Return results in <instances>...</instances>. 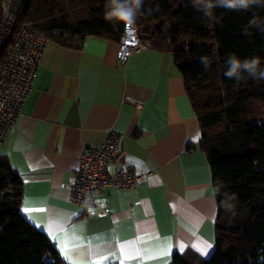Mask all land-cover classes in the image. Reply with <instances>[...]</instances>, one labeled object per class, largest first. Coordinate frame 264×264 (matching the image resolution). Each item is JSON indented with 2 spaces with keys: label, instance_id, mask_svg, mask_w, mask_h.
I'll return each mask as SVG.
<instances>
[{
  "label": "crops",
  "instance_id": "crops-1",
  "mask_svg": "<svg viewBox=\"0 0 264 264\" xmlns=\"http://www.w3.org/2000/svg\"><path fill=\"white\" fill-rule=\"evenodd\" d=\"M118 49L95 36L80 50L48 42L16 127L0 144L22 179L21 213L69 264L208 258L218 206L183 77L171 53L149 48L121 62ZM113 130L121 135L116 164L134 168L143 183L105 190L98 199L109 211L86 213L70 202L72 172Z\"/></svg>",
  "mask_w": 264,
  "mask_h": 264
},
{
  "label": "trees",
  "instance_id": "trees-1",
  "mask_svg": "<svg viewBox=\"0 0 264 264\" xmlns=\"http://www.w3.org/2000/svg\"><path fill=\"white\" fill-rule=\"evenodd\" d=\"M215 4V0H212ZM108 0H18L19 19L49 41L82 49L87 37L119 43L124 23L106 18ZM3 4H0V14ZM135 24L151 49L168 52L183 77L198 118L199 148L208 157L218 206L215 250L208 258L175 254L172 264H264V79L227 78L229 55L259 57L264 68V6H215L210 15L193 0H144ZM217 19L219 22H216ZM193 43L185 45V39ZM201 57H207L205 70ZM194 149L189 146L188 150ZM232 201L235 215L223 201ZM23 183L0 154V264H69L54 243L21 213Z\"/></svg>",
  "mask_w": 264,
  "mask_h": 264
},
{
  "label": "built area",
  "instance_id": "built-area-1",
  "mask_svg": "<svg viewBox=\"0 0 264 264\" xmlns=\"http://www.w3.org/2000/svg\"><path fill=\"white\" fill-rule=\"evenodd\" d=\"M17 2L4 0L0 14V144L16 127L49 42L32 23L20 21ZM118 44L117 57L121 62L151 48L150 42L141 40L136 24L124 27ZM120 146L121 135L113 130L100 147L83 152L69 184L72 204L83 207L86 213L108 212L109 205L98 199L105 190L128 192L142 185L143 178L134 168L116 164Z\"/></svg>",
  "mask_w": 264,
  "mask_h": 264
},
{
  "label": "clouds",
  "instance_id": "clouds-1",
  "mask_svg": "<svg viewBox=\"0 0 264 264\" xmlns=\"http://www.w3.org/2000/svg\"><path fill=\"white\" fill-rule=\"evenodd\" d=\"M194 6L203 11L205 15H210L211 9L215 6L224 7L231 10H247L250 5L264 6V0H193ZM144 5V0H108L105 15L109 20H117L124 23L125 27H131L135 24L138 16L142 15L141 9ZM216 22H219L217 19ZM251 25H255L261 31H264V22L257 23L251 21ZM201 63L204 65L205 70L209 67L207 57H201ZM228 68L224 75L227 78H235L241 80L242 73H246L247 77L252 79H264V68H261V60L259 57H252L248 59H239L235 54L229 55L226 61ZM215 191V190H214ZM236 199L235 194L226 196L223 201V207L226 212H232L235 215L234 206L232 201Z\"/></svg>",
  "mask_w": 264,
  "mask_h": 264
},
{
  "label": "rangeland",
  "instance_id": "rangeland-1",
  "mask_svg": "<svg viewBox=\"0 0 264 264\" xmlns=\"http://www.w3.org/2000/svg\"><path fill=\"white\" fill-rule=\"evenodd\" d=\"M0 4H4V0H0ZM183 43L185 44V45H188V44H191V43H193V41L191 40V39H185L184 41H183Z\"/></svg>",
  "mask_w": 264,
  "mask_h": 264
},
{
  "label": "snow or ice",
  "instance_id": "snow-or-ice-1",
  "mask_svg": "<svg viewBox=\"0 0 264 264\" xmlns=\"http://www.w3.org/2000/svg\"><path fill=\"white\" fill-rule=\"evenodd\" d=\"M65 247H67V246H65ZM209 247H210V245H209ZM206 251H207V249L202 250V252H203L204 254H206Z\"/></svg>",
  "mask_w": 264,
  "mask_h": 264
}]
</instances>
